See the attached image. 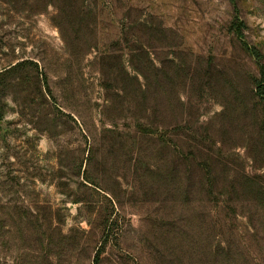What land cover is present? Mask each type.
Returning <instances> with one entry per match:
<instances>
[{"label": "rangeland", "instance_id": "374dc122", "mask_svg": "<svg viewBox=\"0 0 264 264\" xmlns=\"http://www.w3.org/2000/svg\"><path fill=\"white\" fill-rule=\"evenodd\" d=\"M261 64L264 0H0V264H241L207 258L253 251L212 197L264 176ZM186 171L221 177L211 203Z\"/></svg>", "mask_w": 264, "mask_h": 264}, {"label": "trees", "instance_id": "16d2710c", "mask_svg": "<svg viewBox=\"0 0 264 264\" xmlns=\"http://www.w3.org/2000/svg\"><path fill=\"white\" fill-rule=\"evenodd\" d=\"M234 26L238 38L241 39L242 43L252 53L254 58L260 62V51L255 46L249 45L244 41V35L242 32V27L244 26V24L241 23V21H238L234 23ZM133 50L136 49H132L131 52ZM130 56L131 60H129V67L133 75L131 76L130 74H128L127 78L129 80H133L134 83L138 85V89L140 87V93L136 94V97H138V99H134L133 93L131 96V91H128V81L127 87H124V90L128 97V107L131 109L132 103L137 102V100L141 98V84L139 77L142 75V72L140 68V62L135 59V56L132 55V53ZM260 66L262 79L259 80L257 84L258 94L262 95L264 94V65L261 64ZM145 106H147L145 103H142V105L140 103L137 112H139L138 114L141 120H145L147 121V123H142L140 119H137V124L135 126L136 135H139L141 137L153 136L155 133V128L153 127L154 122L151 116L152 110ZM183 158L187 160L186 157ZM186 174L189 182L191 181L196 186H199V188H202V191L204 193L208 192V201L211 203L212 201L210 196L212 197L213 194L210 193L209 188L218 183L221 177L214 173V171H186ZM207 185L209 188L207 187ZM219 188V197H217L216 199L214 197L212 198L214 200V203L216 202V204L218 205L217 211L220 213V216L224 215L226 219H229V215L235 216V214H237L243 216L245 212H248L250 218L249 226L253 231V251L252 253L245 254L246 250L243 245H240V243H235V241L234 243H232L227 239H223L218 243V245H216L215 249H213V246H210L208 248L207 258H209L211 262H214L220 257H222L224 261H227L236 253V251H238V262H240L241 264H245L247 262V259L250 264H264V176L257 173L248 174L245 171H231V174H229V178H227L226 176L225 180L222 181V185ZM230 218L232 217L230 216ZM208 224H212L211 219ZM222 228H224V226ZM222 232L223 233L221 234H226V231Z\"/></svg>", "mask_w": 264, "mask_h": 264}]
</instances>
